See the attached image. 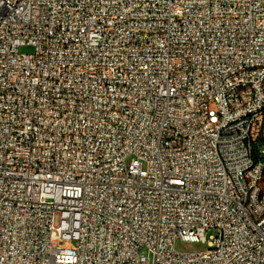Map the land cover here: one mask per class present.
<instances>
[{"label": "built area", "instance_id": "1", "mask_svg": "<svg viewBox=\"0 0 264 264\" xmlns=\"http://www.w3.org/2000/svg\"><path fill=\"white\" fill-rule=\"evenodd\" d=\"M250 61L264 0H0V264H264Z\"/></svg>", "mask_w": 264, "mask_h": 264}, {"label": "rangeland", "instance_id": "2", "mask_svg": "<svg viewBox=\"0 0 264 264\" xmlns=\"http://www.w3.org/2000/svg\"><path fill=\"white\" fill-rule=\"evenodd\" d=\"M33 48L26 46V47H22L21 48V52L24 53H29L32 52ZM256 146L260 149H264V141L263 140H259L256 143ZM58 223V220L57 222ZM213 234V231H209L207 233V239L209 240L210 235ZM63 244V242H60V245ZM208 243L207 242H183V241H178L175 245V249L178 252H182V253H186V252H198V251H202V250H206L208 249ZM144 253L145 255L150 259V261H153V254L148 251L147 249H144Z\"/></svg>", "mask_w": 264, "mask_h": 264}, {"label": "bare ground", "instance_id": "3", "mask_svg": "<svg viewBox=\"0 0 264 264\" xmlns=\"http://www.w3.org/2000/svg\"><path fill=\"white\" fill-rule=\"evenodd\" d=\"M263 61H250L248 62V71H263ZM262 176H264V169H262ZM258 194H264V180H260V187H258Z\"/></svg>", "mask_w": 264, "mask_h": 264}]
</instances>
